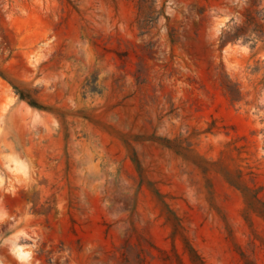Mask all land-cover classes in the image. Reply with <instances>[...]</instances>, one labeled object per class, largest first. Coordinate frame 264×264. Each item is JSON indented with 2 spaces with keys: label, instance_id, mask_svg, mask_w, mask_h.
Instances as JSON below:
<instances>
[{
  "label": "rangeland",
  "instance_id": "rangeland-1",
  "mask_svg": "<svg viewBox=\"0 0 264 264\" xmlns=\"http://www.w3.org/2000/svg\"><path fill=\"white\" fill-rule=\"evenodd\" d=\"M0 264H264V0H0Z\"/></svg>",
  "mask_w": 264,
  "mask_h": 264
},
{
  "label": "trees",
  "instance_id": "trees-1",
  "mask_svg": "<svg viewBox=\"0 0 264 264\" xmlns=\"http://www.w3.org/2000/svg\"><path fill=\"white\" fill-rule=\"evenodd\" d=\"M16 93L18 94L20 99L26 100L27 103L32 106V107H36L39 109H44V107H42L41 105H39L38 103H36L35 101L29 99V95H26V93L20 89H16Z\"/></svg>",
  "mask_w": 264,
  "mask_h": 264
}]
</instances>
